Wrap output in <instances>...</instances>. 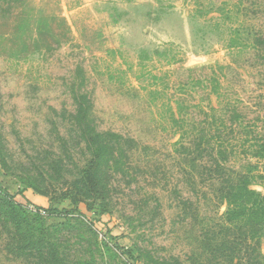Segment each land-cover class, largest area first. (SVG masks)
I'll list each match as a JSON object with an SVG mask.
<instances>
[{"label": "rangeland", "instance_id": "1", "mask_svg": "<svg viewBox=\"0 0 264 264\" xmlns=\"http://www.w3.org/2000/svg\"><path fill=\"white\" fill-rule=\"evenodd\" d=\"M261 33L264 0H0V264H264L207 172L255 162ZM95 130L125 140L102 196L76 184Z\"/></svg>", "mask_w": 264, "mask_h": 264}, {"label": "trees", "instance_id": "2", "mask_svg": "<svg viewBox=\"0 0 264 264\" xmlns=\"http://www.w3.org/2000/svg\"><path fill=\"white\" fill-rule=\"evenodd\" d=\"M252 42L257 47L258 52L264 53V33L255 35ZM105 137L120 138L118 143H116L118 148L124 145L125 140L118 134H109L97 130L93 131L92 135L86 133V142L90 145L93 157L89 165L81 170V178L76 182V184L95 196H102L106 192L103 189L106 188L104 176L108 175L111 169L108 163L110 161L117 163L115 154L118 152L114 149L116 147L111 141L107 142L104 140ZM262 138L261 141H258L256 147H253L251 150L250 154L255 159V162H250L248 164L250 168L247 170H238L227 166L226 160L230 153H228L225 147L219 150L213 148V152H210L211 155L209 154L212 165L207 168L208 175L211 179L221 181V186L217 192L222 201L227 205L224 213V231L226 234H230V236L235 234L227 247L233 255L238 245L243 246L251 239L260 238L264 235V191H259L252 185V180L261 172L258 166L264 163V136ZM97 139L100 141H97ZM108 155L109 158L107 157ZM74 200L75 202L78 201L77 199ZM52 211L51 214H55L57 209H53ZM78 211L86 217L84 212L79 209ZM33 241L41 244L45 239L32 238L29 242L32 243ZM238 241H241L240 244L237 243ZM51 256L55 257V253ZM58 261L59 259L54 258L52 262Z\"/></svg>", "mask_w": 264, "mask_h": 264}]
</instances>
